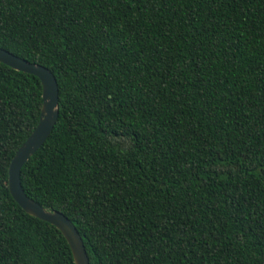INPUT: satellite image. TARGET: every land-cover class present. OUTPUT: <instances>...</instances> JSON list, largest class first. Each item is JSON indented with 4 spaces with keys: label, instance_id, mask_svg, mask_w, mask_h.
<instances>
[{
    "label": "trees",
    "instance_id": "obj_1",
    "mask_svg": "<svg viewBox=\"0 0 264 264\" xmlns=\"http://www.w3.org/2000/svg\"><path fill=\"white\" fill-rule=\"evenodd\" d=\"M0 49L55 79L19 183L88 264H264V0H0ZM40 105L0 63V264H73L7 189Z\"/></svg>",
    "mask_w": 264,
    "mask_h": 264
},
{
    "label": "water",
    "instance_id": "obj_2",
    "mask_svg": "<svg viewBox=\"0 0 264 264\" xmlns=\"http://www.w3.org/2000/svg\"><path fill=\"white\" fill-rule=\"evenodd\" d=\"M0 63L16 71L36 77L41 88V105L37 124L17 148L7 169V189L16 204L28 215L56 228L66 240L73 264H88L82 241L71 222L57 211L44 209L23 193L19 183L21 166L41 146L57 118V86L51 72L37 64L29 63L0 49Z\"/></svg>",
    "mask_w": 264,
    "mask_h": 264
}]
</instances>
